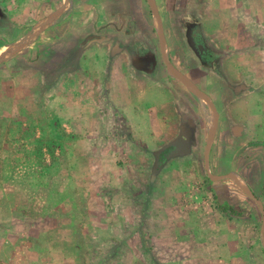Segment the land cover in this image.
<instances>
[{
	"label": "crops",
	"instance_id": "crops-1",
	"mask_svg": "<svg viewBox=\"0 0 264 264\" xmlns=\"http://www.w3.org/2000/svg\"><path fill=\"white\" fill-rule=\"evenodd\" d=\"M151 1L158 9L167 59L178 76L210 99L218 116L208 158L215 112L198 92L170 72L163 57L161 27L148 0H86L83 4L91 5L84 25L78 6L76 11H70L69 6L63 11L61 4L56 13L44 12L23 39L6 44L3 32L14 31L7 27L10 16L0 8V212L3 204L10 206L14 216L22 211L23 217L12 223L16 225L13 241L15 236L22 237L19 229L24 225V231L34 232L35 242L43 248L49 243L46 235L54 234L59 243L50 250L42 248L43 257L26 252L31 264H264V44H259L260 35L264 39V0H255L250 14L244 12L245 0ZM94 3L106 4L107 12H99L92 7ZM45 34L59 35V50L68 37L73 39L66 50H73L74 61H62L60 55L59 78L43 76L48 86L59 82V107L54 114L58 124L80 130L74 137L83 146L99 149L112 146V141L92 136L102 130L100 119L120 114L125 122L121 130L126 126L130 134L125 144L157 149L147 155L155 163L163 151L181 144L182 150L166 160V168H173L168 177L163 169L153 168L145 174L135 166L136 159L125 165L129 163L126 159L108 176L101 173L111 183L103 193L99 176L94 177L99 169L91 173L94 184L89 190L82 187L88 178L80 185L72 169L67 174L61 170L64 152L37 173L31 170L36 165L32 156L23 161L18 151L14 157L1 154H12L18 145L13 132L21 127L16 123L19 104L34 105L37 87L31 79L24 80V87L20 85L18 73L15 79L12 75L3 78L2 67L25 52L32 36ZM245 35H250V42ZM25 116L28 120L31 117L29 108ZM4 132L5 142L1 139ZM62 132L64 139L68 138L69 134ZM200 144L205 147L204 195L193 188V177L184 179L185 173L174 171L175 164L195 162ZM58 146L63 150L59 141ZM96 154L89 160H99L98 151ZM109 159L112 162L110 155ZM8 160L22 165L21 169L4 171ZM25 161L28 166H23ZM129 165L133 169L126 171ZM55 169L59 170L57 175L52 173ZM20 170L24 171L23 182L27 181L22 186L17 183ZM64 177L72 185L65 183ZM172 179H177V184ZM159 182L168 188L159 191ZM121 183L135 191V206L129 201L136 195L128 188L122 190ZM7 192L10 194L5 196ZM18 194L23 196L19 202L13 199ZM3 195L12 202L4 203ZM22 200L32 204L25 213L20 209ZM12 225H7L10 231ZM3 227L0 215V232ZM87 231L93 235L90 239L85 237ZM114 231L122 234L121 241L112 238ZM7 242L0 240L1 252ZM118 242L121 252L117 246L99 250ZM69 243L73 247L65 250L62 245ZM85 245H90L88 251L82 249Z\"/></svg>",
	"mask_w": 264,
	"mask_h": 264
},
{
	"label": "rangeland",
	"instance_id": "rangeland-1",
	"mask_svg": "<svg viewBox=\"0 0 264 264\" xmlns=\"http://www.w3.org/2000/svg\"><path fill=\"white\" fill-rule=\"evenodd\" d=\"M3 1L2 4L0 3V8H2L3 13H7V15L10 16V21L7 27L9 29L12 28L14 31L13 33H9V30H5L3 32L2 36V42L6 44V42H12L16 39L21 40L24 38V36L29 32L32 28L36 27V24L42 19V16L44 12H48L49 10L52 11V13H56L59 7L62 6L63 11L69 9L71 7L70 11H76V6L79 14H80V21L84 25L87 21L86 11L90 8L91 3L83 4L86 0H71L72 4L68 5V0H56L55 2L49 3L48 0H0ZM53 1V0H51ZM61 1H67L66 4H63ZM99 1V0H97ZM61 2V3H60ZM104 2L107 3V0H104ZM255 0H245L244 4V12L247 14H250V12L254 9L253 4ZM62 4V5H61ZM61 5V6H60ZM257 6V5H255ZM92 7H95L96 9H99V12H107V5L104 6H96V3ZM256 8V7H255ZM54 10V11H53ZM152 10V9H151ZM67 11V10H66ZM69 11V10H68ZM69 11V12H70ZM67 21V20H66ZM94 21V20H93ZM250 23V18H249ZM254 22V21H253ZM90 25L89 22H87V26ZM260 28V32H261ZM94 31H96L94 29ZM99 35H101L99 33ZM29 37V36H28ZM103 37V36H102ZM245 40H249L250 42V35L244 36ZM104 39H102L103 41ZM118 40H115L117 42ZM105 43V41H103ZM29 47L25 49V52L21 53L18 57L15 58L13 63L8 62L7 64H4L2 69L3 70V78L9 77V75L13 76L14 74L17 76L18 81L20 85L25 84L24 80L31 79L34 80L35 85V96H34V105L32 104H23L20 103V110L19 115L20 117L16 120V123H19L21 127H19L17 132L14 133V140L18 144L15 149L11 152L12 154H9L7 152L1 151V154H4L6 157H14L15 152L18 151L19 157L24 161L28 156H32L34 158L33 164H36L32 170V172L37 173L40 169V167H44V165L48 166L47 164L50 163V161L60 155V152H64L61 154V170L65 169L66 174L71 171L72 173H77V177H79L80 181L79 184L82 185L85 181V177L88 178L87 183L84 184L82 187H84L85 190H89L92 185L94 184V181L92 179V171H96V169H99L98 174L95 173L94 177L99 176L98 178V186L99 190H102L103 193H106L105 190L108 186H111V183L105 179V176H108L112 171H115L114 169L121 167L126 159V164H130V159H136V162L134 163L135 166L139 171L144 172L145 174H148L150 170L153 168L156 170L163 169V172L166 171L165 177H168V173L171 172L170 168H166V160L168 158L167 150L163 151L160 155L161 159L158 160L157 163L152 160L151 156H147L150 154L151 150H157L152 149L150 147L145 148L142 144L141 145H132L131 147H128L127 144H125L126 141L129 140L130 134L127 128L124 127L123 130L122 127L124 125V120L122 118V115L120 114H114L110 113L109 116L104 117L102 120L100 119L99 126L102 130L101 132L93 133V138L96 136L99 140H104L103 142L110 140L112 141L110 147L104 146L100 147L98 150L96 148H92L90 146H83L81 143V140H78L74 137L76 134L79 136L80 134L78 131H73L71 128V125L68 124V127L62 123L61 125L58 124V120L54 117V114H57V110L59 107V82L57 84H52L48 86L46 82H44L43 76H46L47 78L57 79L59 78L60 74V68H59V60H70L74 61L75 59V53L72 51H68L67 46L71 43H73L72 37H68L66 43H63V46L61 48L62 52H60V46H59V35L56 34H45V35H37L32 36L31 40L28 42ZM107 43V42H106ZM264 44L263 36L260 35L259 37V44ZM5 46V45H4ZM61 55L60 59L59 56ZM250 57V56H249ZM248 57V60H249ZM211 58H214V55L211 56ZM59 62V63H58ZM70 70V69H69ZM69 70L67 72H69ZM73 73V70L71 71ZM262 73H259L261 75ZM5 81V80H4ZM44 82V84H43ZM6 83V84H5ZM4 86H9V82H4ZM23 86V85H22ZM24 87V86H23ZM263 103V102H262ZM24 105V107H23ZM264 105L262 104L261 107ZM26 108H29V115L31 114V117L29 120L25 116V110ZM57 117V116H56ZM79 123V122H78ZM64 125V126H63ZM80 126V125H79ZM107 128V129H106ZM64 131L66 133L68 138L64 139V135L62 134ZM106 130V131H105ZM75 132V133H74ZM264 133V132H263ZM105 135L107 137H105ZM6 132L3 133V137L1 138L4 142ZM75 140H73L74 138ZM264 139V137H261ZM58 141L61 142V148L63 150L59 149ZM84 143H90V142H84ZM127 146V147H126ZM4 148V146H3ZM124 148V149H123ZM176 150H179V147L177 146ZM100 154L99 160H89L90 157L94 158L95 156H98L96 152ZM204 151L205 147L203 144H200V147H198L195 150V154H197V159H195V162H191L190 164H186L185 162H180L179 164H175L174 167L176 170L175 172H183L185 173L184 179H187V177H193V188L198 189L202 195L206 194V174L204 169ZM221 148L218 150V153L220 154ZM109 155L111 156L112 162L109 159ZM131 157V158H130ZM124 158V160H122ZM39 159V161H38ZM98 160L97 164L94 163ZM39 162V163H38ZM100 162V163H99ZM115 162V165L112 163ZM22 165H16L13 164L11 161L8 160L5 167H3L4 171H9L13 168V172L16 173L18 168H20ZM23 166L26 165V161ZM125 167V166H124ZM132 166H128V169ZM67 168V170H66ZM123 168V167H122ZM121 168V169H122ZM166 168V169H165ZM121 169H119L121 171ZM21 172L17 173L18 179L17 183H19L20 186L23 185L24 182H27L24 178V171L20 170ZM125 172V170H123ZM187 172H195L196 175L192 176L189 175ZM53 174L57 175L59 173V170L55 169ZM104 175H102V174ZM109 173V174H107ZM115 173V172H114ZM65 174V175H66ZM36 175V174H34ZM31 179L33 178V176ZM62 176L63 173H61ZM81 175V176H80ZM115 175V174H114ZM178 175V174H177ZM39 178H42L41 175H38ZM68 176V175H67ZM53 178V177H51ZM66 179V177H64ZM177 179H172V181L177 184ZM36 181V178H35ZM23 182V183H22ZM32 182H34L32 180ZM68 183L69 185H72L71 182H69L67 179L65 180V183ZM172 182V183H173ZM86 183V182H85ZM225 185H233L231 182H224ZM27 184V183H26ZM78 184V183H77ZM25 185V184H24ZM257 185V184H256ZM253 185V186H256ZM157 186L159 187V191H162V188H168L164 185H160V182L157 183ZM120 188L122 190L127 189L130 194L135 193V191L131 190L130 187L120 184ZM178 188V187H177ZM94 191H96V188H93ZM108 190V188H107ZM230 190V189H229ZM94 191L93 194H94ZM7 194H10V192H7L4 194L5 196ZM2 196V199L4 203H10L12 202L8 196ZM105 195V194H104ZM200 196L199 194H197ZM198 196L195 195V198ZM23 197L19 194L13 197V199H17L19 202V199ZM135 197V200H134ZM205 198L204 196H201V198ZM89 198L92 199L91 193L89 195ZM93 198H96L95 194L93 195ZM104 197H102L103 199ZM130 198V197H129ZM26 199V198H24ZM41 199V198H39ZM105 199V198H104ZM136 196H131L130 198V205L135 206L136 205ZM96 200V199H95ZM121 200V198H119ZM118 200V201H119ZM104 202H106L104 200ZM102 203V202H101ZM20 205H22L21 210L25 213L26 210L29 209V207L32 205L31 203L29 205H26V200H22ZM82 205H88L85 201H82ZM102 205V204H101ZM159 205V204H158ZM19 211V216H14L13 212L10 210V206H7L3 204L2 212H0V215L3 219V229L2 232H0V240H8L7 243H5L2 252L0 251V264H31V259L26 252L29 253L30 251L32 253L38 254V257L42 255V248L43 244L39 241L35 242L37 236L34 232H30L29 230L25 232V226L22 225L20 230V235L22 237H16L14 238L15 241H13L12 232L14 233V227L16 225H12L13 222H16L18 218H22V211ZM17 211V212H18ZM114 212V211H113ZM35 213V212H34ZM117 213V212H115ZM36 214V213H35ZM85 214H88V210L85 211ZM135 219H137V213L134 214ZM21 216V217H20ZM165 218V216H164ZM139 219V217H138ZM85 220V219H84ZM88 224V223H87ZM7 225L11 226L10 229L7 228ZM87 227H90V224L86 225ZM92 231V230H90ZM96 233L98 232L97 229H93ZM11 232V234H10ZM115 234L112 232V238H114L117 241H121L122 234H117V231H114ZM67 237H69L70 241V235L69 233H66ZM100 234L97 235V238L100 239ZM86 238L90 239L93 237L92 233L87 231ZM42 238V237H40ZM47 241H49L47 247H44L43 249L50 250V246L54 248L57 244L55 242L56 236L54 234H50L49 236L46 235L45 237ZM94 239V238H92ZM67 241V242H69ZM12 242V243H10ZM55 242V243H54ZM66 242V243H67ZM14 243V244H13ZM65 243V242H63ZM98 243H93L92 245H95ZM72 248L73 245L71 243L62 245L65 250H70V247ZM90 245H85L84 248H82L85 251H88ZM113 246H117V251H122V244L121 243H108L107 245L102 246L99 250L100 251H110V249ZM30 250V251H29Z\"/></svg>",
	"mask_w": 264,
	"mask_h": 264
},
{
	"label": "water",
	"instance_id": "water-1",
	"mask_svg": "<svg viewBox=\"0 0 264 264\" xmlns=\"http://www.w3.org/2000/svg\"><path fill=\"white\" fill-rule=\"evenodd\" d=\"M148 1H149V5H150V7H151V9H152V11H153V13H154L156 19H157V21H158V23H159V25H160V18H159L158 9H157L156 5H155L151 0H148ZM160 27H161V25H160ZM160 29H161V31H160V32H161V33H160V37H161V44H162V49H163V57H164V61H165L166 65L168 66L170 72H171L172 75H174L175 77H178V78H179L184 84H186L188 87H190V88L193 89L194 91L198 92V94L201 96V98H202L203 100H205V101L211 106V108L213 109V111L215 112L214 106H213L212 102L210 101V99H209L204 93H202L201 91H199V90L197 89V87H196L194 84H192V83L188 82L187 80H185V79L181 78L180 76H178V74L176 73V71H175L174 68L172 67L171 63L169 62V60H168L167 57H166V43H165V40H164L162 27H161ZM26 41H27V39L24 41V43H25ZM215 117H216V121H215L214 126H213V129H212V131H211V133H210V138H209V141H208V147H207V151H206V156H207V158L209 157L210 150H211L212 143H213V138H214V135H215V133H216V129H217V120H218V116H217L216 112H215ZM177 146L179 147V150H176ZM181 150H182V146H181V144H178V145H176L175 147H171L170 149H167L166 152H167L169 155H173V154H175L176 152H179V151H181ZM169 155H168V156H169Z\"/></svg>",
	"mask_w": 264,
	"mask_h": 264
}]
</instances>
